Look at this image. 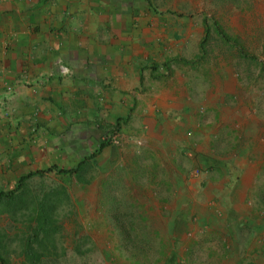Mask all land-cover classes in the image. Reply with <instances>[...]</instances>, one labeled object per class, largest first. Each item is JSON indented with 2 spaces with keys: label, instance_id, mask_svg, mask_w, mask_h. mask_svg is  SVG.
<instances>
[{
  "label": "rangeland",
  "instance_id": "rangeland-1",
  "mask_svg": "<svg viewBox=\"0 0 264 264\" xmlns=\"http://www.w3.org/2000/svg\"><path fill=\"white\" fill-rule=\"evenodd\" d=\"M204 4L169 106L100 104L1 186L6 264H264V0Z\"/></svg>",
  "mask_w": 264,
  "mask_h": 264
},
{
  "label": "crops",
  "instance_id": "crops-1",
  "mask_svg": "<svg viewBox=\"0 0 264 264\" xmlns=\"http://www.w3.org/2000/svg\"><path fill=\"white\" fill-rule=\"evenodd\" d=\"M206 17L204 0H3L0 188L49 166L52 145L100 104L169 106Z\"/></svg>",
  "mask_w": 264,
  "mask_h": 264
},
{
  "label": "trees",
  "instance_id": "trees-1",
  "mask_svg": "<svg viewBox=\"0 0 264 264\" xmlns=\"http://www.w3.org/2000/svg\"><path fill=\"white\" fill-rule=\"evenodd\" d=\"M102 145L104 146L105 143H102ZM35 174H36V173H30L29 175L23 177V178L20 180L18 186L23 185V183H24V181H25L26 179H28V178L34 176ZM14 194H15V193H13V192H10V193H9L10 196H11V195H14ZM9 195H6V194H4V193H1V194H0V200H1V199H8L7 196H9ZM0 264H6V260H5L3 257H1V255H0Z\"/></svg>",
  "mask_w": 264,
  "mask_h": 264
},
{
  "label": "built area",
  "instance_id": "built-area-1",
  "mask_svg": "<svg viewBox=\"0 0 264 264\" xmlns=\"http://www.w3.org/2000/svg\"><path fill=\"white\" fill-rule=\"evenodd\" d=\"M3 0H0V3L2 2Z\"/></svg>",
  "mask_w": 264,
  "mask_h": 264
}]
</instances>
